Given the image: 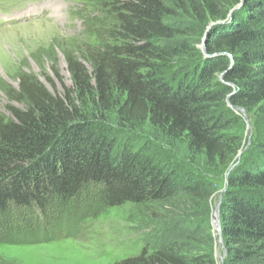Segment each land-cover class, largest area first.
Returning <instances> with one entry per match:
<instances>
[{
    "label": "trees",
    "instance_id": "obj_1",
    "mask_svg": "<svg viewBox=\"0 0 264 264\" xmlns=\"http://www.w3.org/2000/svg\"><path fill=\"white\" fill-rule=\"evenodd\" d=\"M101 8L115 24L108 44L85 49L90 71L69 54L72 88L62 97L21 76L26 109L0 117V216L44 212L96 185L101 207L130 206L143 230L144 248L116 264H264V0ZM215 22L224 23L207 30ZM239 109L251 115L253 134L235 164ZM231 167L217 261L213 178ZM23 239L9 243L44 241Z\"/></svg>",
    "mask_w": 264,
    "mask_h": 264
},
{
    "label": "rangeland",
    "instance_id": "obj_2",
    "mask_svg": "<svg viewBox=\"0 0 264 264\" xmlns=\"http://www.w3.org/2000/svg\"><path fill=\"white\" fill-rule=\"evenodd\" d=\"M123 1L0 0V20H3L0 21V117L10 119L11 107L26 109L27 102L17 97L21 76L35 78L51 94L61 97L64 89L72 88L66 57L75 56L90 71L84 59L85 49H101L108 44L107 32L115 24L112 14L101 6ZM26 19L31 21L24 22ZM197 47L201 49L202 45ZM246 115L247 120L240 115L243 123L230 133L237 132L243 140L235 164L253 134L251 115ZM229 171L213 178L217 191L210 202L211 226L217 207L219 216V198L226 189ZM100 190L91 185L72 201L53 199L49 210L44 212L34 209L21 214L10 208L6 216H0V264H116L139 254L145 244L143 230L136 223V212L128 205L101 207L95 201ZM78 214L79 225L70 228L69 220ZM61 226L65 228L58 229ZM213 233L215 258L221 261L224 250L214 230ZM20 234L23 240L30 237L44 241L9 243L12 236Z\"/></svg>",
    "mask_w": 264,
    "mask_h": 264
},
{
    "label": "water",
    "instance_id": "obj_3",
    "mask_svg": "<svg viewBox=\"0 0 264 264\" xmlns=\"http://www.w3.org/2000/svg\"><path fill=\"white\" fill-rule=\"evenodd\" d=\"M239 7H240V5L237 6V7H235V9H236V8H239ZM233 10H234V9H233ZM233 10H231L230 13H231ZM229 15H230V14H229ZM222 23H224V22H215V23H212V24H210V25L208 26L207 30H209V29H210L211 27H213V26H216V25H219V24H222ZM205 39H206V35H205L204 38H203V44H202L201 50H203V48H204V41H205ZM237 114L242 115V116L244 117V119L247 120L246 112H245L243 109H239V110H237ZM247 127H248V129L250 128V127H249V121H247ZM239 155H240V152H238V154H237V156H236L237 159H238ZM232 168H233V167H231L230 170H231ZM220 203H221V196H220V198H219V206H220ZM217 211H218V207L216 208V212H215L214 215L212 216V227H213V230L216 232V234H217V236H218V244H219V245L222 247V249L224 250V244H223V240H222V237H221V223H220V218H219V216H218V214H217ZM223 254H224V257H225V250H224ZM224 257H223V258H224ZM223 258H222V260H223ZM222 260H221V261H222Z\"/></svg>",
    "mask_w": 264,
    "mask_h": 264
}]
</instances>
